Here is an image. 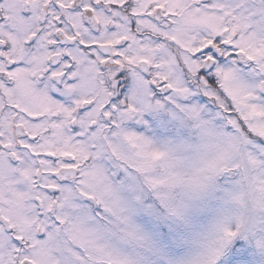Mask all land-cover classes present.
I'll return each mask as SVG.
<instances>
[{
  "label": "snow or ice",
  "instance_id": "6c2138e0",
  "mask_svg": "<svg viewBox=\"0 0 264 264\" xmlns=\"http://www.w3.org/2000/svg\"><path fill=\"white\" fill-rule=\"evenodd\" d=\"M0 264H264V0H0Z\"/></svg>",
  "mask_w": 264,
  "mask_h": 264
}]
</instances>
